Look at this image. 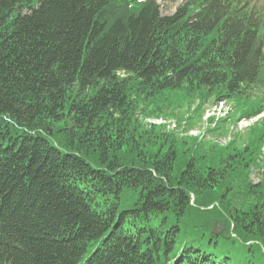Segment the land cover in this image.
I'll return each mask as SVG.
<instances>
[{"label":"trees","instance_id":"obj_1","mask_svg":"<svg viewBox=\"0 0 264 264\" xmlns=\"http://www.w3.org/2000/svg\"><path fill=\"white\" fill-rule=\"evenodd\" d=\"M256 2L0 0V264H264V118L242 146L147 122L263 112Z\"/></svg>","mask_w":264,"mask_h":264},{"label":"rangeland","instance_id":"obj_2","mask_svg":"<svg viewBox=\"0 0 264 264\" xmlns=\"http://www.w3.org/2000/svg\"><path fill=\"white\" fill-rule=\"evenodd\" d=\"M264 3V0H261ZM158 3L162 6V12L164 14H172L175 12L177 7L183 2V0H157ZM195 109V107L191 108H183L179 109L174 112V116L170 118L166 117H160V118H148L147 122L158 124L159 127L162 128H174L176 132H179L181 135L185 136H196L200 138L197 143L200 141L206 142V143H221L225 145L227 142L232 141L233 139L237 137H241V139H238L237 144L239 146L244 145L245 141L249 137V134L251 132V128L258 122L264 118V112L262 115L258 117H254L251 119H247L245 117L236 118L235 112L236 108L233 102H223L219 105L215 106L213 103H208L203 106L201 113L197 112L194 117L192 116V110ZM171 114V113H170ZM169 114V115H170ZM226 117L227 121L223 122L224 125L223 128H221L219 131L215 133H209L207 132L208 127H213L208 121L209 117ZM232 116L233 120L231 117ZM192 117L189 119L190 124L187 126L186 118ZM217 118V117H216ZM213 124V123H212ZM184 126V127H183ZM222 133V134H220ZM201 145V144H200ZM264 149V147H263ZM176 171L180 168L179 166L176 167ZM252 180L254 182H258L256 174L252 175ZM195 199V198H194ZM191 204L195 205L191 202ZM222 223L224 225V222L222 220H218L215 224L218 225ZM225 228V225H224ZM213 231H218L216 229H212ZM193 231V228L191 232ZM225 229H223L222 234L225 233ZM233 235V234H232ZM220 236V235H219ZM196 240H194V243Z\"/></svg>","mask_w":264,"mask_h":264},{"label":"water","instance_id":"obj_3","mask_svg":"<svg viewBox=\"0 0 264 264\" xmlns=\"http://www.w3.org/2000/svg\"><path fill=\"white\" fill-rule=\"evenodd\" d=\"M215 229H217L218 231L215 232V234H221L223 229H224V225L223 224H218L215 226Z\"/></svg>","mask_w":264,"mask_h":264},{"label":"bare ground","instance_id":"obj_4","mask_svg":"<svg viewBox=\"0 0 264 264\" xmlns=\"http://www.w3.org/2000/svg\"><path fill=\"white\" fill-rule=\"evenodd\" d=\"M35 197V196H34ZM27 199V198H26Z\"/></svg>","mask_w":264,"mask_h":264}]
</instances>
